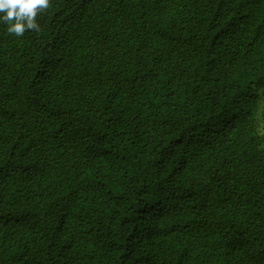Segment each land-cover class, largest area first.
Listing matches in <instances>:
<instances>
[{
    "label": "trees",
    "instance_id": "1",
    "mask_svg": "<svg viewBox=\"0 0 264 264\" xmlns=\"http://www.w3.org/2000/svg\"><path fill=\"white\" fill-rule=\"evenodd\" d=\"M37 22L0 19V264H264V0Z\"/></svg>",
    "mask_w": 264,
    "mask_h": 264
},
{
    "label": "clouds",
    "instance_id": "2",
    "mask_svg": "<svg viewBox=\"0 0 264 264\" xmlns=\"http://www.w3.org/2000/svg\"><path fill=\"white\" fill-rule=\"evenodd\" d=\"M50 7L51 0H0V19L9 34L23 36L28 30H40L37 17Z\"/></svg>",
    "mask_w": 264,
    "mask_h": 264
},
{
    "label": "crops",
    "instance_id": "3",
    "mask_svg": "<svg viewBox=\"0 0 264 264\" xmlns=\"http://www.w3.org/2000/svg\"><path fill=\"white\" fill-rule=\"evenodd\" d=\"M263 129H264V119H263Z\"/></svg>",
    "mask_w": 264,
    "mask_h": 264
}]
</instances>
